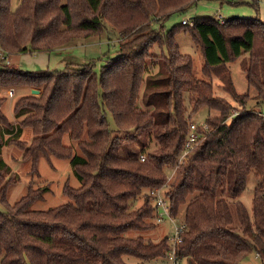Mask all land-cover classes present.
<instances>
[{"label":"trees","instance_id":"16d2710c","mask_svg":"<svg viewBox=\"0 0 264 264\" xmlns=\"http://www.w3.org/2000/svg\"><path fill=\"white\" fill-rule=\"evenodd\" d=\"M198 1L18 0L14 7V0H0V90L39 92L14 103V123L0 98V264H127L125 257L167 264V235L144 237L156 228L149 191L162 187L170 215L185 224L179 262L242 264L253 254L264 263V115L246 108L252 98L264 101V23L238 17L220 24L215 15L164 28ZM109 30L118 51L99 76L93 64L36 72L4 66L8 55L48 53ZM180 31L200 49L208 81L194 77L191 57L179 51ZM238 59L252 96L233 85L228 64ZM203 107L207 130L198 126L199 139L179 164L191 117ZM26 128L29 144L20 141ZM10 143L35 172L42 155L68 159L79 182L63 189L70 202L33 210L45 189L29 185L9 204L2 148ZM250 179L248 210L239 198Z\"/></svg>","mask_w":264,"mask_h":264},{"label":"rangeland","instance_id":"374dc122","mask_svg":"<svg viewBox=\"0 0 264 264\" xmlns=\"http://www.w3.org/2000/svg\"><path fill=\"white\" fill-rule=\"evenodd\" d=\"M263 0H259L258 3L255 0H199L193 7L189 8L184 16L172 15L166 22H164V28L166 30L171 29L174 25L181 22L182 19H191L199 16L214 17L215 15H222L224 19H229L234 16H238L240 19L259 18V12L264 7L261 6ZM18 0H14V7H16ZM183 17V18H182ZM175 41L181 54L189 55L192 59V72L195 78L208 81L204 74L203 57L200 49L194 44L193 39L186 31H180L175 35ZM118 40L115 33L103 32L99 38L95 37L88 40L76 42L72 46H68L62 49H56L48 53H28V54H15L7 56V66L9 68H19L27 72H36L40 70L45 71H63L70 65L84 66L87 64L94 65V71L99 76L102 67L106 66L108 62L115 58L118 51ZM157 52V51H155ZM158 53V52H157ZM1 67V66H0ZM228 69L231 74L233 85L235 90L239 94L249 93L250 96L254 95V90L249 88L246 83V79L243 71L240 68V59L228 64ZM214 91L219 95L221 92L218 89V82L213 78ZM14 90L13 98L6 96V91L9 89L0 90V98L3 97L6 101L3 104L2 110L5 117L10 121H15L13 106L23 96L31 95V91L35 89H29L28 87H12ZM218 89V91H217ZM37 91V90H35ZM186 97L185 106L190 112L192 107L191 98ZM247 109L255 110L264 115V101L257 103L255 99H251L246 106ZM236 111L232 112L235 115ZM208 110L206 107L201 108L197 113L191 117V122L196 126H202L205 123ZM109 121V115L107 114ZM112 124V122L110 121ZM33 138L31 129L26 128L23 130L20 141L23 144H29ZM65 143L68 144V140L65 139ZM76 146V143H73ZM133 149L137 150L136 144H133ZM24 152L15 144L10 143L2 148V158L7 166L10 168V185L8 186L6 193V201L9 204L18 202L28 191L29 185L32 189L44 190L43 198L36 200L31 208L33 210H47L49 208L58 207L65 203L70 202L68 198L63 194V189L67 185L71 188H77L79 182L73 175L70 167L69 160L66 158H59L55 155H42L37 163V172L33 171L30 161H24ZM33 169V170H32ZM34 172V173H33ZM176 167L167 172V184H171L176 178ZM254 181L249 180L247 189L240 196V201L245 207L251 209V199L253 195ZM168 186V185H167ZM168 187H162L167 191ZM153 203V201H152ZM142 204L139 199L134 207H139ZM1 209V206H0ZM182 216L176 219V223L180 222ZM156 224V228L144 235L154 242H158L164 236L173 234L174 225L165 220L161 224ZM132 236H136L134 233ZM124 261L127 264H138L139 260L133 257H125ZM146 264H165L161 259H155L147 262ZM178 264H185L184 260H181ZM242 264H264L251 254L247 259L243 260Z\"/></svg>","mask_w":264,"mask_h":264},{"label":"built area","instance_id":"2783aa9c","mask_svg":"<svg viewBox=\"0 0 264 264\" xmlns=\"http://www.w3.org/2000/svg\"><path fill=\"white\" fill-rule=\"evenodd\" d=\"M215 19L220 23H224V18H222L219 15L215 16ZM182 25H189L191 26L192 23L189 22L187 19H183L181 22ZM1 55V53H0ZM6 96L8 98H13L14 96V90L13 88H9L6 91ZM198 126H196L193 123L189 124V131L187 134V137L185 139L182 152L179 156L178 163L180 164L186 156L194 149L197 140L199 139V134L197 132ZM202 130L206 131L207 126L204 125L202 127ZM145 156H140V161H144ZM149 196L151 197L153 201V205L155 207V213H154V220L157 224L163 223L165 220H167L169 223L174 225V231L172 235L167 236L168 239V251L165 255V260L167 264H178V258H177V250L178 245L181 243V235L185 231V224L183 222V219H180V222L176 223V219L179 218V215L176 217H172L170 215V206H169V200L166 195V191L163 189H154L149 191Z\"/></svg>","mask_w":264,"mask_h":264},{"label":"crops","instance_id":"0c3cea01","mask_svg":"<svg viewBox=\"0 0 264 264\" xmlns=\"http://www.w3.org/2000/svg\"><path fill=\"white\" fill-rule=\"evenodd\" d=\"M259 2V0H257V2L256 3H258ZM264 5V0L262 1V3H261V6H263ZM219 15V14H218ZM219 16H221L222 17V15H219ZM223 18V17H222ZM258 18V17H257ZM262 23H264V7L260 10V12H259V18H258Z\"/></svg>","mask_w":264,"mask_h":264},{"label":"water","instance_id":"95a60500","mask_svg":"<svg viewBox=\"0 0 264 264\" xmlns=\"http://www.w3.org/2000/svg\"><path fill=\"white\" fill-rule=\"evenodd\" d=\"M231 18H238V16H234V17H231ZM39 92L38 91H35V90H32L31 91V94H34V95H36V94H38Z\"/></svg>","mask_w":264,"mask_h":264}]
</instances>
